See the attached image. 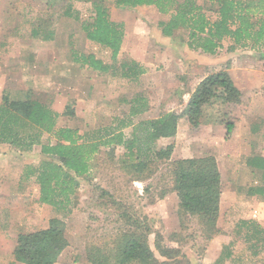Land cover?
Instances as JSON below:
<instances>
[{"label":"rangeland","instance_id":"1","mask_svg":"<svg viewBox=\"0 0 264 264\" xmlns=\"http://www.w3.org/2000/svg\"><path fill=\"white\" fill-rule=\"evenodd\" d=\"M67 2L77 18L63 14ZM105 6L110 20L124 28L120 62L133 60L131 55L138 52L148 65L142 78L130 82L119 70L96 74L71 62L70 49L75 48L111 63L110 52L86 40L81 29L82 23L91 20V4L75 0H0V78L5 71H14L11 82L16 85L22 80L24 88L7 89L29 91L59 114L69 106L73 116L61 115L58 125L79 128L87 134L127 114L128 103L136 95L145 98L150 108L136 122L172 111L182 94L192 92L205 76L220 70H229L238 87L252 89L255 85L256 107L245 108L247 103L242 99L241 104L227 110L233 130L224 140L228 148L221 150V154L230 156L222 154L220 158L218 233L208 239L195 217L181 214L167 163H160L147 180L131 181L119 166L122 148L115 149L113 158L100 152L88 176L78 179L70 204L55 208L38 201V187L33 176H28L44 159L40 148H1L0 264H16L12 252L17 236L47 228L52 218L64 222L69 242L55 264H90L87 247L110 244L128 228L129 213L149 221L152 231L147 243L159 260H167L165 253L172 251V258H168L171 263L176 255L173 251H178V264H264L262 244L251 240V233L246 241L247 229L236 227L244 220L259 223L264 229V202L248 193L258 185L260 173L252 171L247 163L253 155H264V45L257 50L227 52L229 42L225 41L217 54L207 55L187 46L186 30H177L171 38L162 36L159 22L167 17L159 15L154 7L127 9L109 1ZM205 9L214 19L213 10ZM37 24L43 25L41 37L53 33L52 37L32 38L31 28ZM243 111L255 113L256 121H242ZM241 123H249L251 128L256 125L259 136H247ZM124 133L129 137L130 129ZM197 136L196 143L200 141ZM219 257L221 261L217 262Z\"/></svg>","mask_w":264,"mask_h":264},{"label":"trees","instance_id":"2","mask_svg":"<svg viewBox=\"0 0 264 264\" xmlns=\"http://www.w3.org/2000/svg\"><path fill=\"white\" fill-rule=\"evenodd\" d=\"M75 1L91 4V20L82 23L81 29L86 40L110 52L111 63L75 48L70 49L71 62L79 69L96 74H113L119 70L121 77L130 82L138 80L146 70L134 60L120 62L124 28L121 23L110 20L105 6L107 1L127 9L154 7L159 15L167 17L166 21L159 22L162 36L171 38L177 30H186L187 46L203 54H217L225 41L229 42L227 52L247 48L257 50L264 45V0ZM205 8L213 10L214 19L207 16ZM63 14L77 18L68 2ZM42 27V24L33 26L30 36L43 40L51 38L53 33L41 37ZM261 57L264 58V54ZM188 93L190 97L180 113L164 112L156 118L137 122L135 119L148 110V104L145 98L136 95L128 103L127 114L114 117L113 124L87 134L79 128L58 125L61 115L73 116L69 106L59 114L29 91L5 89L0 100V144L22 151L35 146L40 148L44 159L28 176H33L38 187V201L55 208L70 204L79 185L78 179L88 176L92 162L100 152L104 151L113 158L115 149L122 148L119 166L131 181L143 182L154 174L160 163H167L179 211L185 216L195 217L210 239L218 233L221 199V175L215 158L207 156L171 161L173 145L158 147L157 142L173 138L181 118H185L193 129L201 125H224L225 138H230L233 124L227 120V110L241 104L242 93L226 70L208 74ZM126 129H130L129 137L124 133ZM247 163L260 173L258 185L249 188L248 193L264 202V158L253 155ZM127 218L128 228L119 232L110 244L87 247L86 259L90 264L180 262L178 251H173V256L174 253L176 255L171 263L168 258H172V251L165 253L167 260L157 259L147 243V236L152 231L149 221L134 213H129ZM259 226L253 221L236 223L238 230L240 227L247 229L246 241L250 240L251 233V240L264 248V229ZM68 245L64 222L52 218L47 228L19 234L12 254L16 264H55ZM220 261L221 257L217 262Z\"/></svg>","mask_w":264,"mask_h":264},{"label":"crops","instance_id":"3","mask_svg":"<svg viewBox=\"0 0 264 264\" xmlns=\"http://www.w3.org/2000/svg\"><path fill=\"white\" fill-rule=\"evenodd\" d=\"M28 56H29V58L33 57L31 52L28 54ZM131 57L134 61L139 63L141 66H143L144 68H147V66H148L147 63L143 62L142 57L140 56V54L138 52L134 51V53L131 55ZM226 71L229 73L230 77L232 78V80L234 82V79H233L231 72L229 70H226ZM13 73H14V71H9V72L5 71L0 78V100H1L2 92H3L2 90H5L9 87H16L17 89H23L24 88V85H23L24 83L22 80H20V81L17 80L18 83H16V85H15V83L11 82V79L13 77L12 76ZM140 77L142 78V76H140ZM234 84L242 93V96H243L242 99H244V103L245 102L247 103V106H245V108L248 106H255L256 107L255 99L257 97L256 96L257 94H255L256 93L255 92L256 87H254L255 85H252V89H245L243 87H238L237 83H235V82H234ZM251 91H254V92L251 93ZM189 97H190V93H188V92L182 94L181 99H179L177 106L174 108L175 111H174V109L172 111H174L176 113H180L184 109L185 105L187 104ZM149 109L150 108H148V110ZM148 110L146 112H148ZM167 112H169V111H167ZM248 117L250 119H248ZM149 119H153V118H149ZM242 119H243L242 121H246V122L256 121V115H255V113L251 114V113H248L246 111H243ZM240 125H241V127H243L244 130H246L247 136L252 134L253 137L254 136L256 137V135H257L256 134L257 133L256 128H255L256 125L253 128H251L249 126V123L246 125H245V123L244 124L241 123ZM224 131L225 130L223 129V126H221L220 124H217V125H201V126H199V128L193 129L185 118H181L178 121L177 131H176L175 136L173 138H170V139H161L157 143L162 144L160 146H166V145H170V144L173 145V151H172V154L170 157L171 161L180 160V159H193V158H202V157L212 156L216 160V163H217L220 175H221L220 158L223 156L222 154H225L223 152L221 154V150L223 148H228L227 142L224 141L225 140V132ZM197 134H198V136L200 135L199 136L200 141H197V143H196L195 137L197 136ZM258 136L259 135H257V137ZM193 142H194V144L196 143L195 146H194ZM201 144L203 146V149L200 148ZM1 148H6V150L11 148V149H14L15 151H17V148L11 147L7 144H0V149ZM1 155H2V153L0 154V156ZM228 155H229V153L225 154L226 158ZM259 156L264 158V155H259ZM252 171H253V169H252ZM0 181L3 182V179H1ZM221 187H222V175H221Z\"/></svg>","mask_w":264,"mask_h":264}]
</instances>
